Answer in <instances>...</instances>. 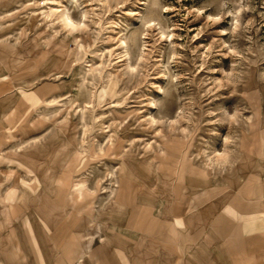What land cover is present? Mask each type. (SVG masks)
Segmentation results:
<instances>
[{
	"label": "rangeland",
	"instance_id": "rangeland-1",
	"mask_svg": "<svg viewBox=\"0 0 264 264\" xmlns=\"http://www.w3.org/2000/svg\"><path fill=\"white\" fill-rule=\"evenodd\" d=\"M0 82L17 250L74 219L89 252L178 197L214 264H264V0H0Z\"/></svg>",
	"mask_w": 264,
	"mask_h": 264
},
{
	"label": "crops",
	"instance_id": "crops-1",
	"mask_svg": "<svg viewBox=\"0 0 264 264\" xmlns=\"http://www.w3.org/2000/svg\"><path fill=\"white\" fill-rule=\"evenodd\" d=\"M5 92V85L0 82V101ZM3 107L0 106V120L4 119L5 123L10 125L13 109ZM5 123L2 124L0 121V128H6ZM4 142L3 139L0 144ZM262 191L264 192L263 189ZM183 200L184 198L179 200L175 197L174 201L169 202L165 211L170 210V212L162 214L164 220L155 219L151 205L143 203L144 205L138 206V211L133 213L129 220L128 226L132 232L130 236L124 239L121 235H113L104 243L91 248L89 252L81 246L79 239L72 233L76 226L74 219L63 222H73V224L70 231L62 236L61 241L57 239L60 237L59 230L63 223L54 225L51 230L48 224L43 222L50 231L55 245L50 250H44L41 241L34 234L29 236L30 250L27 249L26 242L22 239L17 240L21 247L19 251L15 248L16 239L11 235L7 239L2 233L0 264H76V261L81 259H83L81 264H214L212 240L203 239L205 231L202 227L185 221L186 218L182 213L185 203ZM142 214L145 217L139 216ZM176 217L182 220L183 226H176V236H172L171 224ZM67 236L69 239L64 240ZM48 258H52V262H49Z\"/></svg>",
	"mask_w": 264,
	"mask_h": 264
}]
</instances>
